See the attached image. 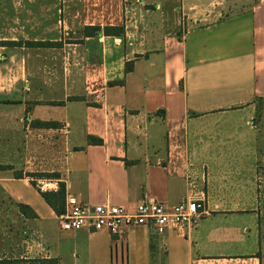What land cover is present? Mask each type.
Segmentation results:
<instances>
[{
  "label": "crops",
  "instance_id": "0c3cea01",
  "mask_svg": "<svg viewBox=\"0 0 264 264\" xmlns=\"http://www.w3.org/2000/svg\"><path fill=\"white\" fill-rule=\"evenodd\" d=\"M2 166L0 262L264 264V0H0ZM189 181L204 212L163 233L69 230L42 197L176 205Z\"/></svg>",
  "mask_w": 264,
  "mask_h": 264
},
{
  "label": "built area",
  "instance_id": "2783aa9c",
  "mask_svg": "<svg viewBox=\"0 0 264 264\" xmlns=\"http://www.w3.org/2000/svg\"><path fill=\"white\" fill-rule=\"evenodd\" d=\"M51 182L41 181V190L50 189ZM194 182H188L189 194L179 204L169 205L152 199H144L135 206L126 208L110 203L97 206L81 205L74 199L66 200L63 226L78 231H108L112 235H121L124 228L146 227L163 233L172 226L192 225L204 212V201L194 191Z\"/></svg>",
  "mask_w": 264,
  "mask_h": 264
},
{
  "label": "trees",
  "instance_id": "16d2710c",
  "mask_svg": "<svg viewBox=\"0 0 264 264\" xmlns=\"http://www.w3.org/2000/svg\"><path fill=\"white\" fill-rule=\"evenodd\" d=\"M261 1V0H256ZM100 34H104L107 36H122L125 34L124 27H92L85 29L86 37H94ZM132 71V66L127 67V72ZM122 83V82H121ZM32 127H40V128H54L58 125L55 123H43V122H34L31 124ZM0 169L8 170L11 169L10 167H0ZM27 177H31L32 179L36 178H47V179H58L59 175L57 174H26ZM16 177L20 178L23 177L22 173L16 174ZM36 185L35 182H33ZM42 197L45 201L50 205L55 212L61 216L65 214V204H66V190L65 185L63 183L59 184V190L57 192H42ZM21 210L25 209V206H20ZM0 264H58L57 260H45L39 262H29V263H22L19 261H1Z\"/></svg>",
  "mask_w": 264,
  "mask_h": 264
},
{
  "label": "rangeland",
  "instance_id": "374dc122",
  "mask_svg": "<svg viewBox=\"0 0 264 264\" xmlns=\"http://www.w3.org/2000/svg\"><path fill=\"white\" fill-rule=\"evenodd\" d=\"M261 255H262V258L264 259V243H263V246H262V249H261Z\"/></svg>",
  "mask_w": 264,
  "mask_h": 264
}]
</instances>
